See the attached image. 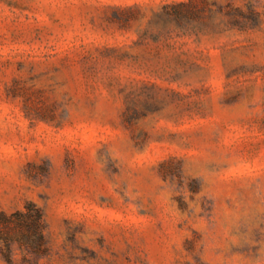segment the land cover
Returning a JSON list of instances; mask_svg holds the SVG:
<instances>
[{
  "label": "rangeland",
  "instance_id": "rangeland-1",
  "mask_svg": "<svg viewBox=\"0 0 264 264\" xmlns=\"http://www.w3.org/2000/svg\"><path fill=\"white\" fill-rule=\"evenodd\" d=\"M29 205L44 247L0 264H264V0H0V216Z\"/></svg>",
  "mask_w": 264,
  "mask_h": 264
},
{
  "label": "trees",
  "instance_id": "trees-1",
  "mask_svg": "<svg viewBox=\"0 0 264 264\" xmlns=\"http://www.w3.org/2000/svg\"><path fill=\"white\" fill-rule=\"evenodd\" d=\"M0 226V239L7 249L12 242H17L27 249L42 251L44 224L39 208L29 205L25 211L15 212L10 216L2 214Z\"/></svg>",
  "mask_w": 264,
  "mask_h": 264
}]
</instances>
